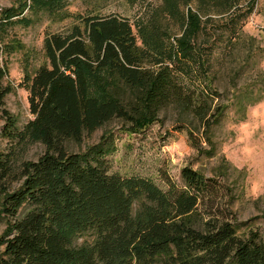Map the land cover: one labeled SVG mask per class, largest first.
I'll return each instance as SVG.
<instances>
[{
    "label": "trees",
    "instance_id": "trees-1",
    "mask_svg": "<svg viewBox=\"0 0 264 264\" xmlns=\"http://www.w3.org/2000/svg\"><path fill=\"white\" fill-rule=\"evenodd\" d=\"M249 3L251 14L257 0H162L141 28L116 14H87L50 34L45 63L24 78L32 119L22 130L7 119L4 128L12 141L40 143L45 153L23 164L17 188L4 187L11 233L0 264H264L257 233L244 235L237 224L203 214L217 181L185 167L184 186L169 182L165 192L148 179L111 173L105 138L83 154L65 146L115 120L143 131L169 108L212 129L229 105L187 90L151 43L173 22L184 27L192 5L193 17L210 23ZM233 27L231 40L240 34ZM103 70L117 86L100 99L91 95L88 74ZM7 93L0 83V103ZM11 165L12 157H0V188ZM83 236L90 241L79 244Z\"/></svg>",
    "mask_w": 264,
    "mask_h": 264
},
{
    "label": "rangeland",
    "instance_id": "rangeland-1",
    "mask_svg": "<svg viewBox=\"0 0 264 264\" xmlns=\"http://www.w3.org/2000/svg\"><path fill=\"white\" fill-rule=\"evenodd\" d=\"M161 4L162 0H0V83L8 89L0 103V157H12L13 171L0 188V256L11 233L10 220L3 214L4 187L17 188L23 164L45 153L40 143L21 144L4 134L7 119L19 130L32 119L24 78L45 63V40L66 31L78 15L116 14L141 28ZM250 7L244 4L206 23L193 17L192 5L185 9L184 27L173 22L151 43L187 90L203 91L214 106L229 105L212 129L169 108L143 131L115 120L86 135L81 144L68 141L65 146L83 154L105 138L111 173L148 179L165 192L169 182L183 187L182 169L191 167L219 185L203 214L211 211L237 224L242 234L254 232L264 240V99L254 104L264 98V0H257L251 14ZM233 25L232 31L240 34L231 40L228 30ZM88 77L91 95L100 99L117 86L108 70ZM89 238L83 236L78 243Z\"/></svg>",
    "mask_w": 264,
    "mask_h": 264
}]
</instances>
